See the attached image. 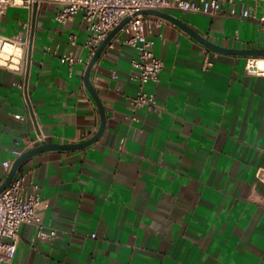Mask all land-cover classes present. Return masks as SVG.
<instances>
[{
    "label": "crops",
    "instance_id": "crops-1",
    "mask_svg": "<svg viewBox=\"0 0 264 264\" xmlns=\"http://www.w3.org/2000/svg\"><path fill=\"white\" fill-rule=\"evenodd\" d=\"M244 5L264 15L262 2ZM56 8L42 4L36 21L18 6L0 16L1 34L16 35L26 22L30 35L34 28L28 72L0 65V184L9 173L3 162L42 141H84L101 124L84 84L93 56L84 44L88 22L79 13L61 25ZM230 8L166 11L225 48L264 47V25ZM163 19L152 38L164 68L147 87L160 112L131 111L136 52L106 47L91 70L106 111L102 136L82 149L38 153L17 173L26 194L39 186L48 202L42 222L57 236L38 238L36 225L23 222L15 257L2 264H264V184L256 177L264 167V76L248 73V54L209 48Z\"/></svg>",
    "mask_w": 264,
    "mask_h": 264
},
{
    "label": "built area",
    "instance_id": "built-area-1",
    "mask_svg": "<svg viewBox=\"0 0 264 264\" xmlns=\"http://www.w3.org/2000/svg\"><path fill=\"white\" fill-rule=\"evenodd\" d=\"M35 1H38L39 7L44 3L57 4L55 20L61 25H65L81 13L88 22L89 34L84 44L91 51V55L126 16H131V19L109 41L107 47L113 48L120 43L132 47L136 52L137 58L133 62L139 70L137 75L139 89L130 97L129 107L133 113L142 109L160 112L156 104L155 92L147 87L149 83L157 81L164 68L163 59L154 53L152 38L155 27H160L164 19L137 12L143 9L164 11L177 9L182 12L217 15L225 12L224 4L228 3L231 5L228 10L230 15L254 19L264 25V15L259 16L249 6H245V0H0V16L5 14L9 6L24 7L33 12ZM254 1H260L264 5V0ZM237 2L242 3L241 10H237ZM23 28V31L13 36L0 33V42L10 39L21 47L17 60H13L14 55L3 57L5 61L0 62V65L17 69L25 74L31 45V23H24ZM120 33L124 35L121 36ZM70 42L76 44L75 35H70ZM0 58H2L1 53ZM65 59L71 63L75 61L72 55H67ZM261 59H263L262 64H260ZM206 62L211 64L208 58ZM245 68L250 74L264 76V56L249 55ZM3 166L9 171L12 162L7 160L3 162ZM256 177L264 184V167L257 169ZM24 189V176L17 174L11 184L0 192V264L8 263L15 257L19 228L23 222L36 225L38 238L53 239L57 236L56 229L48 230L42 222L41 211L48 206V202L41 196L39 186L34 184L28 194ZM92 236L96 235L92 234Z\"/></svg>",
    "mask_w": 264,
    "mask_h": 264
},
{
    "label": "water",
    "instance_id": "water-1",
    "mask_svg": "<svg viewBox=\"0 0 264 264\" xmlns=\"http://www.w3.org/2000/svg\"><path fill=\"white\" fill-rule=\"evenodd\" d=\"M38 8H39L38 1H35L34 8H33V21H36ZM137 13L155 15V16L165 18L169 21H172V22L178 24L179 26H181L182 28H184L189 33H191L194 37H196L199 41H201L203 44H205L209 48H212V49H215L218 51H230V52H234V53H243V54L254 55V56H264V47H256V48H249V49H228V48H225L221 45H218V44L210 41L209 39H207L203 35L197 33L191 27H188L185 23H183L182 20H180L178 17H176L175 15H173L167 11L158 10V9H143ZM130 19H131V16H126L108 34V36L101 42V44L96 49L95 53L93 54L91 60L89 61L88 65H87V68L85 70L84 84L87 87V89L90 91L92 96L94 97V99H95V101L99 107L100 114H101V124H100L98 131L92 137H90L84 141H81V142H73V143L50 142L49 143L46 141H42L41 144L36 145V146L26 150L13 162V164L9 170L7 178L5 179V181L2 184H0V192H2L4 189H6L11 184V182L13 181L15 176L17 175L21 165L30 157H32L38 153L48 151V150H53V149H63V150L82 149V148H85V147L89 146L90 144L94 143L95 141H97L102 136V134L106 128V111H105L104 105L100 99V96H99L98 92L96 91V89L92 83L91 70H92L94 64L97 62V60L101 56V54L103 53V51L105 50V48L107 47L109 41L114 37V35L116 33H118L120 31V29ZM34 25H35V23H34ZM33 40H34V28H33L32 33H31V45H30L29 52H28L27 72L29 70V65H30V61H31Z\"/></svg>",
    "mask_w": 264,
    "mask_h": 264
},
{
    "label": "bare ground",
    "instance_id": "bare-ground-1",
    "mask_svg": "<svg viewBox=\"0 0 264 264\" xmlns=\"http://www.w3.org/2000/svg\"><path fill=\"white\" fill-rule=\"evenodd\" d=\"M21 47L14 40H5L4 42H0V53L2 58H0V62H4V58L11 57L14 55L13 60H17V56L20 54ZM4 57V58H3ZM263 63V59L260 60V64Z\"/></svg>",
    "mask_w": 264,
    "mask_h": 264
}]
</instances>
